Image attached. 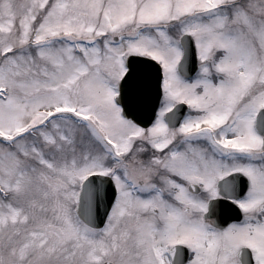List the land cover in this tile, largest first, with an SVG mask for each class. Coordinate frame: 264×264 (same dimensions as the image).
<instances>
[{
	"label": "snow or ice",
	"instance_id": "snow-or-ice-1",
	"mask_svg": "<svg viewBox=\"0 0 264 264\" xmlns=\"http://www.w3.org/2000/svg\"><path fill=\"white\" fill-rule=\"evenodd\" d=\"M0 264H264V0H0Z\"/></svg>",
	"mask_w": 264,
	"mask_h": 264
}]
</instances>
